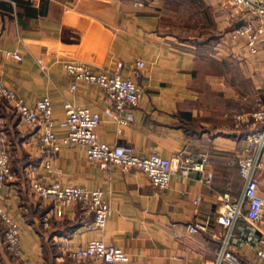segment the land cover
Masks as SVG:
<instances>
[{"label":"crops","instance_id":"obj_1","mask_svg":"<svg viewBox=\"0 0 264 264\" xmlns=\"http://www.w3.org/2000/svg\"><path fill=\"white\" fill-rule=\"evenodd\" d=\"M136 1L0 0V78L29 104L49 97L57 121L65 117L66 102L88 105L102 113L101 141L129 146L139 155L156 151L173 157L186 149L196 160L206 158L204 173L176 171L169 188L159 190L140 169H101L80 144L62 145L47 168L38 133L0 97L14 172L0 188V205L20 224L22 246L21 257L8 253L0 219V264H89L72 259L69 251L95 238L122 247L130 256L123 264L219 262L229 241L228 228L217 219L221 195L242 194L237 162L245 135L254 129L233 118L264 104V56L229 39L250 17L231 0H141L142 6ZM197 23L207 31L205 53H198L194 33H188ZM138 60L145 63L137 79L143 93L128 124L104 114L112 102L100 85L80 81L72 91L65 68L66 62L81 61L134 77ZM55 131L59 137L67 132L60 126ZM206 172L210 183L202 181ZM36 179L101 189L111 206L105 227L87 229L94 215L76 202L62 216L53 215L45 229L41 220L53 214L54 202L34 194ZM258 182L264 197V172ZM190 225L205 228L192 233ZM239 225L247 229L245 219ZM238 226L233 234L241 233ZM257 227L264 235V215ZM232 254L235 262L223 258L220 264H264L249 246L235 247Z\"/></svg>","mask_w":264,"mask_h":264},{"label":"built area","instance_id":"obj_2","mask_svg":"<svg viewBox=\"0 0 264 264\" xmlns=\"http://www.w3.org/2000/svg\"><path fill=\"white\" fill-rule=\"evenodd\" d=\"M39 1V0H35ZM231 3L249 18L240 26L234 27L229 33L232 42L240 43L251 54L263 53L264 56V0H231ZM138 6L143 1H136ZM8 55L21 60L19 53L8 52ZM40 63L43 59H38ZM145 63L138 60L133 69L135 76L125 77L119 71L96 69L81 61H69L65 68L71 76V90L74 91L80 81L100 85L112 105L104 109V114L121 124H128L133 116L131 108L138 105L143 89L137 79L142 76ZM121 66V65H119ZM0 97L6 99L14 107L29 130L38 133L37 140L44 154L45 167L49 168L53 157L59 153L64 144H80L85 146L87 158L99 165L101 169L113 171L121 169L128 171L132 168L140 169L150 182L159 190H167L170 186L172 174L181 171L187 175L192 170L204 173L207 160H196L182 149L173 157L162 156L158 152L149 155H139L126 145L111 144L101 141L98 127L102 120V113L93 110L88 105L65 103V117L57 121L54 118V108L51 99L42 97L33 104L27 103L14 89L8 87L0 78ZM236 124L252 123L254 129L244 137L245 150L238 159V168L244 180L242 194L233 199L230 192L221 195L222 207L218 213V222L228 228L229 241H226L220 261L225 258L236 261L232 254L235 247L249 246L257 257L264 262V235L258 230L257 224L264 215V197L259 193L258 175L264 172V104L259 108L234 116ZM56 126L66 129V135L59 137ZM14 178L11 165V153L6 139V121L0 116V188ZM212 174L206 172L203 182L210 183ZM32 190L36 196L54 202L53 214L43 215L41 223L45 229L51 227L53 215L62 216L67 206L80 202L87 212L94 218L86 224L89 230H101L105 227L111 214V206L104 197L101 189H89L83 185L46 183L41 180L32 182ZM201 197L194 200L199 203ZM0 219L6 226L4 244L8 253L19 258L22 256L20 224L0 205ZM245 219L247 229L239 225ZM240 227H239V226ZM241 233L233 234L235 227ZM205 226L190 225V232H197ZM229 245V246H228ZM227 247L230 250H227ZM72 259L87 261L89 264H123L129 261V254L119 246L107 243L101 238L88 241L69 251Z\"/></svg>","mask_w":264,"mask_h":264},{"label":"rangeland","instance_id":"obj_3","mask_svg":"<svg viewBox=\"0 0 264 264\" xmlns=\"http://www.w3.org/2000/svg\"><path fill=\"white\" fill-rule=\"evenodd\" d=\"M199 24H200V21H199ZM198 23H197V28H196V31H190V30H188V33H194V35H192V36H194L195 37V39L194 40H192V42L194 43V44H197V51H198V53H205V51H210V48H208L207 47V45H203L202 44V40L204 41L206 38L205 37H207L206 36V33H207V31L205 30V28L204 27H202L201 25H199ZM188 27H190L189 25H187ZM193 26V25H192ZM194 27V26H193ZM191 28V29H195V28ZM190 31V32H189ZM196 35V36H195ZM201 41V42H200ZM215 67H217L216 65H215ZM263 91H264V89H263ZM263 95H264V92L262 93V97H263ZM264 99V98H263Z\"/></svg>","mask_w":264,"mask_h":264}]
</instances>
